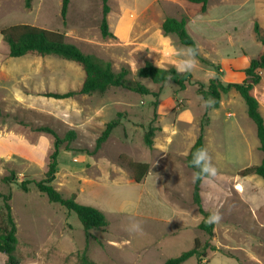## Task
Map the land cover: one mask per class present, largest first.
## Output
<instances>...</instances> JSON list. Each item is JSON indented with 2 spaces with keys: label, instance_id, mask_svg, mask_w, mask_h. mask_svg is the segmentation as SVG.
Masks as SVG:
<instances>
[{
  "label": "rangeland",
  "instance_id": "1",
  "mask_svg": "<svg viewBox=\"0 0 264 264\" xmlns=\"http://www.w3.org/2000/svg\"><path fill=\"white\" fill-rule=\"evenodd\" d=\"M108 5L112 36L104 37L101 0H70L65 17L62 0H31L29 7L26 0H0V31L30 24L63 32L68 43L110 61L115 71L128 65L131 80L158 93L113 88L48 97L47 92L80 89L82 67L57 55L13 58L0 34V129L33 150L32 161L0 162V192L10 196L17 224L18 264H79L84 252L93 264H165L191 250L196 239L205 255L200 264H264V180L240 174L259 165L262 152L256 125L235 90L222 94L219 108L207 113L205 147L217 175L202 181L200 194L206 211L222 215L212 235L198 228L203 217L193 201L194 173L185 162L205 115L198 89H207L214 78L241 83L243 70L263 51L254 27L258 23L264 31V0H208L205 11L189 0H109ZM183 16L199 50L190 72L193 83L181 90L172 81L156 85L138 79L145 58L161 68L175 67L177 53L186 47L176 35L165 36L161 25L167 17ZM260 74L264 83V70ZM117 117L120 125L96 150L97 138ZM43 125L60 137L75 133L60 147L52 185L63 197L102 211L106 227L86 233L74 212L49 202L32 183L45 178L53 151V136L35 129ZM151 127L156 131L149 147L144 135ZM128 160L150 165L143 182L133 180ZM3 177L14 179L3 182ZM23 181L29 182L27 192ZM130 218L142 222L143 235L126 231ZM0 264H8L4 253Z\"/></svg>",
  "mask_w": 264,
  "mask_h": 264
},
{
  "label": "trees",
  "instance_id": "2",
  "mask_svg": "<svg viewBox=\"0 0 264 264\" xmlns=\"http://www.w3.org/2000/svg\"><path fill=\"white\" fill-rule=\"evenodd\" d=\"M103 4V17L101 21V31L104 37L112 36L108 28V14L110 7L108 5L109 0H101ZM193 3L201 4L202 10L205 11L208 0H189ZM31 0H26L27 7L30 6ZM70 0H62L61 14L66 16ZM162 32L165 36L174 34L178 38L179 42L186 48L191 46L197 48L196 42L187 30V17L183 16L181 19L167 17L161 25ZM258 41L263 46V51L259 57L250 61L248 67L243 72L245 78L241 83L229 82L223 84L217 78L211 79L207 89H198V93L204 97L209 96L215 98L216 104L214 109L219 108L222 94H227L232 90H235L241 98L244 100L247 107V114L249 118L256 125L257 136L260 141L259 149L262 152V160L259 165L247 167L243 169L240 174L243 176L256 174L264 180V118L261 112V105L253 95L254 87L257 86L261 80L260 71L264 70V31L256 23L254 27ZM3 40L8 44L9 55L13 58L23 57L27 54L33 53L40 56L57 55L66 60L73 61L79 64L84 71V80L80 89L76 91H69L65 93H45L48 97L56 99H65L72 97L76 94H105L107 91L113 88H123L141 95H154L158 96V93H154L150 88L144 85L139 80H131V69L128 65H122L119 71H115L110 61L102 60L96 56L86 54L81 51L79 47L74 44L68 43L66 35L63 32L47 29L44 27L30 25V24H16L0 31ZM202 62L209 63L208 60L201 58ZM136 77L138 79H147L156 85H163L167 81H172L179 86L181 90H184L187 84L193 83V76L189 73L178 74L175 67L161 68L154 64L150 58H145L143 65L136 71ZM197 84H201L197 82ZM203 86V84H201ZM208 110H205L204 120L201 122L199 134L191 146L185 162L188 168H190L195 174L198 170L191 165L192 153L201 147H205V127L208 125L209 117L207 115ZM120 116V114H119ZM120 125L118 117L109 121L101 135L96 140V150L108 140L112 131ZM37 131L51 134L54 138L53 151L49 156V163L45 178L40 181H34L38 191L47 196L49 202L56 203L69 212H74L82 227L86 233L93 229L104 228L108 225V219L106 215L99 209L84 205L76 201L74 197H63L53 185L55 175L58 172V156L60 147L65 141L71 140L75 133L69 132L65 137H60L58 133L47 125L39 126L35 128ZM156 128L151 127L144 135V142L147 146L151 147L153 144L152 137ZM127 165L130 167L133 173V180L136 183H141L148 176L150 172V165L145 162H133L128 160ZM207 178V177H206ZM14 177H3L2 181H13ZM205 179V178H204ZM194 179L193 186V201L198 207L199 213L202 215V220L198 225V228L205 231L209 235L213 234L214 224L209 225L206 220L211 212L206 211L202 206L201 199V183L204 180ZM28 181H23L20 187L23 191H29ZM0 199L3 200V206L0 208V253H4L7 257L8 264H18L17 259V224L12 214V208L8 203L10 200L9 195H5L0 192ZM200 242L195 240L194 247L182 253L179 257L168 259L165 264H181L192 256H199L198 264L201 263V258L205 255L199 251ZM79 264H93L88 259L84 252L80 257Z\"/></svg>",
  "mask_w": 264,
  "mask_h": 264
},
{
  "label": "clouds",
  "instance_id": "3",
  "mask_svg": "<svg viewBox=\"0 0 264 264\" xmlns=\"http://www.w3.org/2000/svg\"><path fill=\"white\" fill-rule=\"evenodd\" d=\"M180 57L174 65L178 74L192 72L198 64L197 56L199 50L195 47H187L177 53ZM201 107L204 110L214 109L216 100L209 96L208 98L200 97ZM191 165L198 171L194 174V179L202 180L204 178H211L217 175V169L212 162V156L207 147H201L192 153ZM222 219L219 212H211L207 217L206 222L209 225L218 224ZM126 231L130 234L143 235L142 222L139 219L130 218Z\"/></svg>",
  "mask_w": 264,
  "mask_h": 264
},
{
  "label": "crops",
  "instance_id": "4",
  "mask_svg": "<svg viewBox=\"0 0 264 264\" xmlns=\"http://www.w3.org/2000/svg\"><path fill=\"white\" fill-rule=\"evenodd\" d=\"M256 91L259 92V96L257 97L256 95V99L261 105L262 116L264 118V83L262 82V80L257 86L254 87L253 92ZM1 132L2 130L0 129V162L3 161L7 163V159H11L13 157H19L24 161H32L33 150L31 148L27 149L28 147H30V143H28L26 140H21L20 138H14V136L12 138L11 134H9V132L7 131H5V133ZM21 151H23L24 153H22Z\"/></svg>",
  "mask_w": 264,
  "mask_h": 264
}]
</instances>
